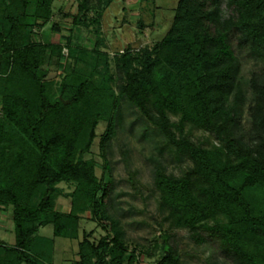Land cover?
<instances>
[{"label":"trees","instance_id":"obj_1","mask_svg":"<svg viewBox=\"0 0 264 264\" xmlns=\"http://www.w3.org/2000/svg\"><path fill=\"white\" fill-rule=\"evenodd\" d=\"M54 1L0 0V212L11 214L15 234L12 242L0 238V264H52L55 239H78L88 207L108 234L93 240L83 232L75 264L140 262L121 232L108 226L111 183L98 177L94 158L86 157L101 121L107 122L103 150L113 137L121 96L193 163L181 177L157 174L175 222L198 240L218 241L232 264H264V68L247 82L248 96L235 53V47L249 48L264 58V0H179L163 39L121 52L116 74H110L107 53L95 49L84 71L73 51L77 64L62 60L70 39H37L35 28L49 22ZM111 1L79 0L75 24L98 20ZM91 11L97 19H89ZM49 49L60 52L58 84L42 67ZM247 99L251 125L244 129ZM187 122L211 132L221 145L195 144L185 135ZM61 183L75 187L66 191ZM60 196L70 199L68 212L57 208ZM48 225L52 236L41 233ZM165 248L156 264H181L166 241Z\"/></svg>","mask_w":264,"mask_h":264},{"label":"rangeland","instance_id":"obj_2","mask_svg":"<svg viewBox=\"0 0 264 264\" xmlns=\"http://www.w3.org/2000/svg\"><path fill=\"white\" fill-rule=\"evenodd\" d=\"M178 1L112 0L103 8L98 20L80 25L74 22V15L79 13V0H55L49 22L41 29L35 28L36 36L42 42L51 43L70 39L71 47L64 46L62 49V60L67 65H74L77 64L75 60L79 61L77 66L83 67L84 71L89 70L86 60L91 59L95 49L107 53L110 74H116L118 70L114 61L121 52L128 47L138 51L163 39L172 24ZM96 15L95 11L88 13L89 19H97ZM53 25L60 27L59 30L53 29ZM233 41L235 45L236 42ZM235 49L242 64L241 74L249 96L247 82L254 72L264 68V58L260 54H253L249 48ZM72 51L76 54L75 60L71 56ZM46 52L42 67L48 70V77L55 78L58 84L61 80L58 66L60 52L58 49L54 54L50 53V49ZM103 67L104 65L101 70ZM101 78L103 74L96 76L97 80ZM110 81L119 93V80ZM248 103L249 99L244 105V129H249L251 125L248 120ZM116 114L115 133L106 149H102L101 140L107 129V122L101 121L97 127L95 142L86 157L94 158L98 177L111 183L107 201L111 223L108 226L113 225L121 232L128 252L139 255L138 264H156L167 250L166 241L176 250L181 264H232L222 254L218 241L207 237L198 240L188 227L175 222L157 185L159 171L168 176L181 177L193 166L191 160L178 155L174 147L167 143L158 129L126 96H121ZM170 118L176 123L180 121L179 114L170 113ZM185 135L204 148L212 149L215 145H221L211 132L189 122L185 125ZM61 185L66 191L75 187L73 183ZM57 208L68 212L70 199L60 196ZM81 218L78 239H55V261L52 264H75L78 259V241L85 237L83 232L90 233L93 240H99L108 234L91 208L88 207ZM219 219L228 223L225 215H220ZM41 233L52 236L53 226L42 227ZM0 238L8 242L14 241V223L9 212H0Z\"/></svg>","mask_w":264,"mask_h":264}]
</instances>
